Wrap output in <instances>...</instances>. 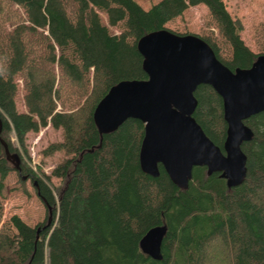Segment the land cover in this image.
Instances as JSON below:
<instances>
[{"label":"trees","instance_id":"obj_1","mask_svg":"<svg viewBox=\"0 0 264 264\" xmlns=\"http://www.w3.org/2000/svg\"><path fill=\"white\" fill-rule=\"evenodd\" d=\"M197 4L205 5L226 48L222 55L217 38L199 36L216 58L231 70L249 67L258 54L240 39L242 25L223 0H158L147 9L134 0H0V182L11 170L25 175L50 211L48 226H29L14 214L1 221L0 204V264H264V110L243 121L252 136L241 148L250 147L253 157L244 151L246 176L231 188L203 166L192 168L185 189L160 165L156 177L147 175L138 165L143 123L127 118L100 135L91 118L110 86L146 78L137 39ZM97 11L109 26L121 27L118 34L108 32ZM193 96V119L221 149L219 96L206 84ZM47 124L61 138L42 154H64L50 170L60 179L54 191L49 176H38L19 155V147L26 152V135ZM4 146L18 156V169ZM162 224L166 232L155 260L138 241Z\"/></svg>","mask_w":264,"mask_h":264},{"label":"water","instance_id":"obj_2","mask_svg":"<svg viewBox=\"0 0 264 264\" xmlns=\"http://www.w3.org/2000/svg\"><path fill=\"white\" fill-rule=\"evenodd\" d=\"M135 48L146 78L120 80L108 88L91 113L98 133L114 131L127 118L138 119L143 123L138 150L143 173L156 177L160 165L171 183L185 189L192 168L203 166L207 175L217 172L227 188L240 185L247 172L241 145L252 136L243 121L264 110V54L256 55L247 68L231 70L199 36L166 28L140 36ZM199 84L209 85L221 100L225 123L221 149L192 117L193 91ZM4 151L18 169V156L8 154L5 146ZM49 222L48 210L45 226ZM165 232L164 224L150 227L138 241L141 252L160 259Z\"/></svg>","mask_w":264,"mask_h":264},{"label":"rangeland","instance_id":"obj_3","mask_svg":"<svg viewBox=\"0 0 264 264\" xmlns=\"http://www.w3.org/2000/svg\"><path fill=\"white\" fill-rule=\"evenodd\" d=\"M141 8L147 9L150 5L158 0H134ZM228 14L235 19H238L242 25V29L238 35L243 43L254 53H264V0H223ZM14 8V6H13ZM101 24L107 27L110 34H118L121 27L109 26L107 24L104 12L97 11ZM5 27L10 29L9 25ZM165 27L177 34H195L197 36L205 35L217 38V45L225 54L226 48L222 46L221 40L217 35V30L209 19L207 9L203 4L188 6L180 16L175 17L169 22L165 23ZM23 91L18 88L16 92V105L18 109H24L22 101ZM12 142L16 141L11 134ZM61 138L60 132L53 129L47 124L40 127L37 132L28 133L25 138V149L22 155L28 162L34 166L36 173L43 177L49 176V186L52 191L54 187L60 185V179L50 175V170L63 158L62 151H55L50 155L42 154V149L50 142L59 141ZM19 147V146H18ZM20 149V147H19ZM247 157H253L251 148L243 147ZM31 160L33 163H31ZM253 166V164L251 165ZM256 169L252 168V172ZM0 204H1V221H7L11 215L18 216L24 223L29 226H35L38 223L46 222L47 212L46 209L36 195L31 181L26 178H20L15 170L9 171L0 182ZM58 210V206L55 205ZM208 258H212L213 247L208 250ZM218 261H214L216 264Z\"/></svg>","mask_w":264,"mask_h":264},{"label":"built area","instance_id":"obj_4","mask_svg":"<svg viewBox=\"0 0 264 264\" xmlns=\"http://www.w3.org/2000/svg\"><path fill=\"white\" fill-rule=\"evenodd\" d=\"M13 137H14V136H13ZM14 139H15V137H14ZM19 155H20L21 159L27 164V166H28V167H29L34 173H36L34 166L31 165V164L28 162V160L22 155L20 149H19ZM31 163H33L32 160H31ZM36 174L39 176L38 173H36Z\"/></svg>","mask_w":264,"mask_h":264}]
</instances>
